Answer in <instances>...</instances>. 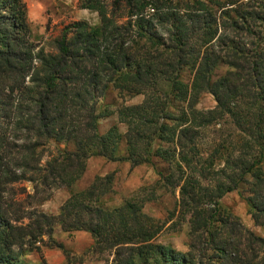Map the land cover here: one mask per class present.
I'll list each match as a JSON object with an SVG mask.
<instances>
[{
	"label": "trees",
	"instance_id": "1",
	"mask_svg": "<svg viewBox=\"0 0 264 264\" xmlns=\"http://www.w3.org/2000/svg\"><path fill=\"white\" fill-rule=\"evenodd\" d=\"M125 1L130 7V16L141 15L151 3L146 0ZM198 3L202 9L206 7L205 2ZM6 4L7 10L0 11V118L9 120L14 112L13 102L9 104L2 101L7 86L10 96L22 87L24 90H33L36 95L35 105L26 120L31 123L36 141L23 147V152L29 156L38 155L42 141L50 138L59 142H73L76 147L75 150L64 151L61 160L55 159L49 164L48 173L42 176L41 184L48 185L52 179V183L57 187L72 185L86 170V160L91 156H101L109 161H129L131 168H134L150 161L149 157L154 154L151 148L156 141L172 145L173 152L177 146L181 147L180 173H171L167 182L172 188L181 186L178 204L183 213L191 212L194 216L192 234L198 238L202 236V231L211 237L206 241L204 250L213 249V256L220 260V264H248L243 261V256L246 257L247 254L240 251V247L235 245L233 240L218 241L211 227L215 220H219L215 219L219 212L218 199L224 193L236 189L240 182H244V176L248 172L256 178V189L248 198L255 210L253 216L256 223H261V218L264 220V192L261 191L264 178L257 173L260 170L259 162L253 161L247 167V172H242L239 178H233L214 189L204 188L194 175L192 178L185 173L196 172L188 154L197 152L200 131L210 121L227 114L240 123L244 117L250 116L241 109L238 97L251 101L250 108L254 107L256 110L260 136L264 138V45L261 46L262 41L256 37L259 35L256 34L257 29L255 30L251 23L249 25L246 19V16H249L256 24L257 20L261 19V14L255 13L254 17L253 12L244 11L241 26L235 22L234 32L240 34L231 36L226 31L219 33V18L212 14L210 9L205 12L207 17L200 19L198 27H193L195 30L192 32H189L188 25L181 20L172 37L170 52L155 50L150 58L146 54L145 61L142 60L135 71H124L129 58L124 33L129 37L130 33L116 30L118 25L107 15L101 0H86L84 3L85 8L98 11L100 25L91 26L87 22L78 21L66 26L56 40L58 53L50 56L43 50L34 51L35 46L28 39L26 13L21 0H6ZM152 5L159 8L156 2H152ZM242 32H249L256 37L258 41H251L255 47L251 49L245 46L246 44L241 42L245 38L234 41V37H241ZM70 33L73 35L69 36ZM137 35L139 38L148 37L142 31ZM148 40L151 46L156 44L150 37ZM221 45L224 50L232 52V55H223L234 70L215 81L212 73L221 54ZM204 46L207 48L202 50ZM147 58L157 60L160 66L153 69L151 62L147 64ZM185 66L194 71L193 80L188 84L179 75ZM156 71L161 80H170L172 97L186 102L185 108L181 107L174 113L168 106L170 95L161 94L159 90L150 93H145L147 89L143 91L151 86V76L155 75ZM172 72L178 75L165 78V75ZM103 79L118 88L121 97L128 94L145 95L141 104L123 106L117 111L118 122L128 127L125 135L121 134L117 126H113L104 134L99 132V118L112 113L106 110L101 114L98 112V88ZM29 82L32 86H29ZM203 92H211L215 96L217 105L214 109L206 112L197 109L199 96ZM73 112L77 113L80 119L74 118ZM124 139L127 156L121 151L120 144ZM5 146L2 144L0 147L2 173H7L10 169L6 160L7 154H3L7 150ZM170 149L160 144L155 154L164 157V151L170 152ZM20 166L23 167L20 174H6L7 183L21 179L36 180L33 175L27 176L28 172L32 173L29 163ZM201 169L198 173L205 171L204 167ZM34 170L36 169H33L32 174ZM113 179V174L96 176L89 187L72 194L61 206L58 214L51 215L34 210L30 217L33 219L27 224L19 223L24 218L23 214L11 216L12 206L7 205L2 196L0 264H21L19 256L26 242L31 239L35 242L41 239L42 235L52 233L56 223L60 224L64 231H88L94 240L90 250L99 255L104 264H182L188 261L189 252L181 253L166 245L154 243L163 230V224L142 212L138 202L128 200L113 208L100 204L102 197L110 192ZM205 199V204L213 205V212L209 213L201 207ZM221 220L233 238L243 230L249 233L239 224L231 223L232 221L225 218ZM250 236L256 243L264 246V239L253 234ZM58 246L62 248V244ZM38 264L49 263L42 256Z\"/></svg>",
	"mask_w": 264,
	"mask_h": 264
},
{
	"label": "rangeland",
	"instance_id": "2",
	"mask_svg": "<svg viewBox=\"0 0 264 264\" xmlns=\"http://www.w3.org/2000/svg\"><path fill=\"white\" fill-rule=\"evenodd\" d=\"M101 1L104 3L107 15L116 21L118 25L116 30L130 33V37L124 33L127 39L126 47L129 49V58L124 71H135L136 66L146 59V54L150 58L155 50L170 52L173 45L172 37L178 30V23L183 20L184 24L188 25L189 32H192L195 30L193 27H198L199 20L207 17L205 12H209L208 9L219 18V33L226 31L230 36L240 34L234 32L235 22L236 25L241 26L244 21L242 16L244 11L253 12V15L260 13L261 19L257 20L256 24L250 20L249 16H246V19L249 25L251 23L254 29H257L256 34L259 33V35L256 37L262 41L261 46L264 45V0H215L217 2L214 0H146L151 3L138 16L129 15L130 7L125 0H117L118 4L116 0ZM198 1L205 2L206 7L202 9ZM21 2L26 13L28 39L35 46V52L43 50L49 56L57 54V38L66 26L75 22L84 21L91 26L100 25L101 18L98 11L84 7L86 0H21ZM152 2H156L159 8L152 5ZM7 6L6 0H0V11L7 10ZM140 31L145 32L148 37L139 38L137 33ZM242 33L241 37L235 36L234 41H241L245 38L241 41L246 44L245 46L251 49L255 47L251 41L252 39L257 40L256 37L250 35L249 32ZM72 35V33L69 34V36ZM149 37L156 43L154 46H151ZM207 46L202 47V50ZM220 51V57L212 73L215 81L234 70L226 62V56L223 55H232V52L224 50L222 45ZM150 62L153 69L160 66L157 60L147 58V64ZM159 75L156 71V74L151 76V86L144 88L143 91L147 89L145 93H150V91L159 90L161 94L170 95L169 109L177 113L179 108H185L187 103L174 99L170 90V80H161ZM176 75H178L176 72H172L163 77H175ZM179 75L188 84L193 80L194 71L189 66H185ZM106 82L103 79L98 88L97 108L100 114L105 110L112 113L99 118V132L104 134L113 126H117L121 134L125 135L128 127L118 122L117 111L123 106L141 104L145 95L144 93L128 94L121 97L120 90L112 83ZM104 85L107 86L101 89ZM29 86H32L31 82ZM8 90L9 86L6 87V95L2 101L9 104L13 102L14 112L9 120L4 121L0 118V147L2 144L6 145L7 150L3 154H7L6 160L10 168L7 173L20 174L23 169L20 165L25 163L31 165L32 173L33 169H36L34 174L27 173V176L36 177L35 181L21 179L11 183L6 182L7 173H2L0 170V201L2 202L3 196L7 205L11 204L12 217L24 215L19 223H29L33 219L30 217L34 210L51 215L58 214L64 202L72 194L89 187L96 176L113 174L111 190L100 201L103 207L113 208L128 200L136 201L141 205L142 212L163 224V230L154 243L166 245L181 253L189 252L188 261L182 264H220V260L213 256L215 253L213 249L204 250L206 241L211 237L202 231H199L202 236L198 238L192 234L194 216L191 212L183 213L178 204L181 186L174 188L168 186L169 175L180 173L181 147L177 146L173 152L172 145L156 141L151 148L154 154L149 157L150 161L134 168H131L129 161H109L101 156H91L86 160V170L72 185L57 187L52 183V179L50 184L44 185L41 184L42 176L48 173L49 164L55 159L61 160L64 151L75 150L76 147L73 142H59L50 138L42 141L38 148V155L29 156L23 152V147L32 145L36 141L31 130V123L26 120V117L33 112L36 95L33 90H24L23 87L11 96ZM237 101L241 109L250 116L244 117L240 123L227 114L213 119L200 131L196 145L197 152L193 151L188 154L196 172L187 171L185 174L192 178L194 175L206 189H214L225 185L233 178H239L242 172H247V167L253 161L259 162L260 170L257 173L264 178V138L260 136L256 110L254 107L250 108V100L238 97ZM216 105L217 101L211 92L200 94L197 103L198 110L206 112L214 109ZM72 116L80 119L75 112ZM160 144L164 148H171L170 152L164 151V157L155 154ZM120 145L121 151L127 156L125 139ZM0 154V167H2V152ZM203 167L205 171L198 173ZM244 177L245 181L240 182L236 189L224 193L218 199L219 212L215 219L219 220L214 221L211 231L218 241L233 240L234 244L240 247V251L247 254L246 257L243 256L244 262L264 264V246L256 243L250 236L253 234L264 239V220L261 218L262 222L256 223L253 216L255 210L248 199L256 189L254 185L256 178L252 177L249 172ZM261 191L264 192V186ZM205 203H207L206 199L201 207L207 209L209 213L213 212V205ZM223 218L241 225L250 234L243 230L233 238L230 230L222 225L221 219ZM93 243V237L88 231L68 232L62 230L60 224L56 223L52 233L42 235L41 239L35 242L32 239L26 242L19 261L21 264H38L43 256L49 264H104L100 256L90 250ZM59 244H62V248L58 246Z\"/></svg>",
	"mask_w": 264,
	"mask_h": 264
}]
</instances>
